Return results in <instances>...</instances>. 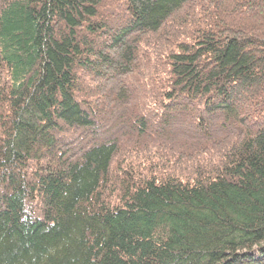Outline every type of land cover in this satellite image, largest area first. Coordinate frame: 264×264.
Wrapping results in <instances>:
<instances>
[{
    "label": "trees",
    "instance_id": "16d2710c",
    "mask_svg": "<svg viewBox=\"0 0 264 264\" xmlns=\"http://www.w3.org/2000/svg\"><path fill=\"white\" fill-rule=\"evenodd\" d=\"M0 264H264V0H0Z\"/></svg>",
    "mask_w": 264,
    "mask_h": 264
}]
</instances>
